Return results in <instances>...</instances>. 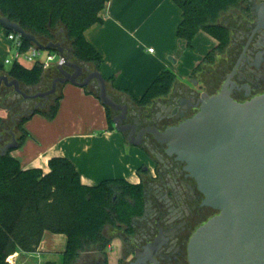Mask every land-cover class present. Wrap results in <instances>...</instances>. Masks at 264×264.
<instances>
[{
	"label": "trees",
	"instance_id": "16d2710c",
	"mask_svg": "<svg viewBox=\"0 0 264 264\" xmlns=\"http://www.w3.org/2000/svg\"><path fill=\"white\" fill-rule=\"evenodd\" d=\"M172 1L182 12L177 39L184 42L189 50H193V41L200 32L209 34L219 43L192 73L194 77L203 66H214L218 56L229 48L231 30L221 21L226 15L234 17L237 11H248L247 0ZM108 2L0 0V16L18 24L43 44L67 45L72 49L74 61L91 65L98 71L103 60L87 42L85 33L102 23L100 14ZM23 46L28 49L32 45L24 42ZM52 71L54 74L50 80L53 81L59 77V73L57 69ZM46 72L38 64L31 69L14 64L9 70L0 64V77L6 75L23 87L41 85L46 79ZM176 82L177 76L172 71H164L140 99L133 101L140 108H149L157 100L168 98ZM61 88L49 107L36 111L34 115L54 120L63 97ZM12 91L4 86L0 88V112L8 115L7 119L0 117V264H10L9 258L16 254L37 253L47 232L67 237L64 264H77L80 258L87 255L103 258L108 264V253L114 237L107 235V228L130 226L133 218L142 210L143 185L115 179L88 187L82 184L75 165L67 158L50 159V172L45 174L41 169L24 170L19 160L12 157L13 151L3 156L1 149L12 138L11 132L16 134L20 147L30 137L25 125L32 116L13 121L16 114L7 103ZM119 91L129 94L124 90ZM106 112L111 129H116L112 110L106 108Z\"/></svg>",
	"mask_w": 264,
	"mask_h": 264
},
{
	"label": "water",
	"instance_id": "95a60500",
	"mask_svg": "<svg viewBox=\"0 0 264 264\" xmlns=\"http://www.w3.org/2000/svg\"><path fill=\"white\" fill-rule=\"evenodd\" d=\"M251 14L255 31L264 30V4H255ZM0 26L37 49L51 51L64 58V64L57 67L59 77L44 93L33 94L41 85L23 87L8 76H1L0 88L4 86L14 93L9 102L16 98L48 101L59 87L67 84L78 88L95 85L103 106L119 113L113 118L116 130L123 135L130 132L128 144L139 147L146 134L154 135L158 143L167 147L169 156H176L177 161L185 164V171L196 180L205 196L204 204L218 212L191 237L188 263L264 264V94L243 103L234 101L229 90V76L218 95L200 94L194 107L197 113L192 118L164 132L146 128L137 134L135 126L123 125L131 103L125 100L119 103L110 96L101 73L90 71L84 63L75 62L72 49L59 43L43 44L2 16ZM197 85L198 82H194V86ZM25 89L31 94H27ZM44 107L40 104L28 113L29 116ZM24 108L28 109L27 104ZM11 137L12 141L1 149L3 156L20 147L14 132H11ZM17 256L9 260L14 261Z\"/></svg>",
	"mask_w": 264,
	"mask_h": 264
},
{
	"label": "crops",
	"instance_id": "0c3cea01",
	"mask_svg": "<svg viewBox=\"0 0 264 264\" xmlns=\"http://www.w3.org/2000/svg\"><path fill=\"white\" fill-rule=\"evenodd\" d=\"M100 18L102 23L91 27L85 38L103 60L98 72L106 80L110 96L126 103L140 99L167 70L177 76L174 89L187 86L192 73L219 44L205 32L195 37L193 50L179 41L177 29L182 12L172 0H109ZM3 34L6 58L0 60L1 65L12 53L6 31ZM87 68L97 71L91 65ZM46 83L44 80L41 86ZM61 92L63 97L56 118L32 116L25 125L30 137L11 153L12 157L19 160L24 170L41 169L45 174L50 172V159L67 158L75 165L82 184L88 187L115 179L139 185V169L147 163L139 149H126L125 136L111 129L96 86L78 88L67 84ZM116 242L109 249V264H117L120 257V245ZM66 246L65 235L47 232L37 253L23 257L30 261L43 252L64 254Z\"/></svg>",
	"mask_w": 264,
	"mask_h": 264
},
{
	"label": "flooded vegetation",
	"instance_id": "af4514ba",
	"mask_svg": "<svg viewBox=\"0 0 264 264\" xmlns=\"http://www.w3.org/2000/svg\"><path fill=\"white\" fill-rule=\"evenodd\" d=\"M255 4H264V0H247L248 11H237V16L225 21L224 25L231 30L230 46L218 56L214 66L202 70V77L197 80L196 75L190 76L187 86L173 89L168 98L157 100L149 108L129 104L123 125L135 126L137 134L146 128L164 132L169 127L178 126L197 113L194 107L200 94L207 92L210 96L218 95L229 76V90L234 101L243 103L264 94V30L255 31L251 14ZM64 47L70 49L67 45ZM194 82H198V85L194 86ZM50 89L40 86L33 94ZM25 92L31 94L26 89ZM56 94L48 101L16 98L9 102L14 96L12 93L7 103L16 114L13 121L29 116L28 113L40 104L46 109ZM129 134H124L126 142ZM135 148L144 154L153 167L144 164L140 168V184L143 185L141 212L133 218L129 227L107 228L114 232L113 242L117 241L120 245L117 264H189L187 250L191 237L218 212L204 204L205 196L196 180L185 171V164L177 161L176 156H169L167 147L158 143L154 135L146 134L141 145ZM77 264L106 262L103 258L87 255L80 258Z\"/></svg>",
	"mask_w": 264,
	"mask_h": 264
},
{
	"label": "built area",
	"instance_id": "2783aa9c",
	"mask_svg": "<svg viewBox=\"0 0 264 264\" xmlns=\"http://www.w3.org/2000/svg\"><path fill=\"white\" fill-rule=\"evenodd\" d=\"M7 40L12 45V53L11 56L5 60V66L11 67L14 64H19L25 67L26 63H30L32 65L38 64L44 71H49L51 69H57L58 66L64 64V58L57 53L41 51L33 45L25 49L23 46V39L17 34L8 33ZM43 53L46 54L45 58H43ZM9 263L12 264L10 260Z\"/></svg>",
	"mask_w": 264,
	"mask_h": 264
},
{
	"label": "rangeland",
	"instance_id": "374dc122",
	"mask_svg": "<svg viewBox=\"0 0 264 264\" xmlns=\"http://www.w3.org/2000/svg\"><path fill=\"white\" fill-rule=\"evenodd\" d=\"M232 16L231 15H226L223 19H222V21H221V23L222 24H225V21L226 20H228L229 18H231ZM5 32V30L0 26V60L2 61V60H4L5 58H6V54H5V50H4V47H3V39H4V33ZM45 56H46V54L45 53H43V58H45ZM5 57V58H4ZM171 61V63H173V61L172 60H170ZM32 64H30V63H26L25 64V66L28 68V67H30ZM6 68H9L8 66H6ZM210 67H208L207 65H205V66H203L202 67V70H208ZM201 70V71H202ZM199 72V73H197V75H196V80L197 79H199L200 77H202V72ZM52 74H54V72L51 70H49L48 72H46V74H45V77H46V87H47V89L48 88H50L51 87V84H52V80H50L51 78V76H52ZM179 79H181V78H179ZM195 80V81H196ZM60 90V89H59ZM58 90V91H59ZM96 93L98 94V92H97V90H96ZM114 116H115V114H114V112L112 111V117L114 118ZM0 117H2V118H8V115H7V113L6 112H0ZM6 139H8V138H6ZM12 141V138L11 139H8L7 141H6V144H8V143H10ZM125 146H126V149H128V148H134L133 146H131V145H129L127 142H126V140H125ZM3 146H4V143H3ZM141 155H142V157H144L143 159V161L144 162H146L149 166H151V167H153V165L149 162V160L141 153ZM113 234H114V232L113 231H108V236L109 237H111V236H113ZM116 244H119L118 242H116ZM59 245V244H58ZM119 246V245H118ZM61 247V246H60ZM118 249H119V247H118ZM11 263L12 264H64V255H63V253L62 252H60V251H58V252H56V253H52V254H49L48 252H46V253H41L40 255H36V256H34L33 257V259L32 260H30V261H28V260H25V257H23V255H19V256H17V258L14 260V261H11Z\"/></svg>",
	"mask_w": 264,
	"mask_h": 264
}]
</instances>
